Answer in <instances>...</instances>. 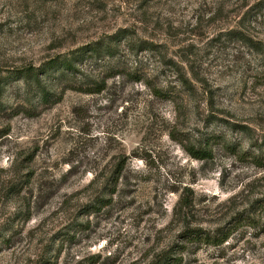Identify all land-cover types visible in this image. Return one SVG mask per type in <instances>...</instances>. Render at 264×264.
Here are the masks:
<instances>
[{
  "label": "rangeland",
  "instance_id": "rangeland-1",
  "mask_svg": "<svg viewBox=\"0 0 264 264\" xmlns=\"http://www.w3.org/2000/svg\"><path fill=\"white\" fill-rule=\"evenodd\" d=\"M0 264H264V0H0Z\"/></svg>",
  "mask_w": 264,
  "mask_h": 264
},
{
  "label": "trees",
  "instance_id": "trees-1",
  "mask_svg": "<svg viewBox=\"0 0 264 264\" xmlns=\"http://www.w3.org/2000/svg\"><path fill=\"white\" fill-rule=\"evenodd\" d=\"M236 34H237V36H239L242 40H244L248 45H250L254 49L260 50V51L263 49L261 46V44L263 43L262 41L253 40L252 37H250L249 35L245 34L242 31H238V32L236 31ZM95 44L93 46H91L90 49H88V50L86 49V51H91L92 55H94L95 53H99L100 47L97 46V44L96 45ZM147 46H149V45H147ZM64 62L69 63L67 60H64ZM70 69H72V66H70ZM110 69L112 70L114 68H110ZM118 73H122V71L121 70H114L110 74V76H116ZM137 73L138 72L135 71L132 73V75L136 76V80H141L143 78V76L140 74H137ZM107 80H108V76L106 78L101 79V81H99V82H95L94 85H92V86H87L86 88H84L83 86H79L78 89L85 91V92H90V93L101 92L107 87ZM71 87H73V86H71ZM154 91L156 92V94L158 96L159 95L162 96L163 95L162 92H167V91H164L163 89H160V88H155ZM228 148H230V147L228 146ZM186 149L196 159H206V158L213 157L212 150H209L207 148H196L194 145H188V146H186ZM190 236L194 240L195 239L202 240V237H204L203 240L205 242H207V243L212 242L215 244H219L225 240V238H223V237L220 238L217 235H215L213 237L211 235L203 236V235H201V232H198V231H196L194 234H190Z\"/></svg>",
  "mask_w": 264,
  "mask_h": 264
}]
</instances>
